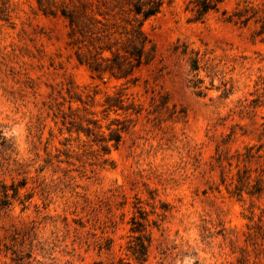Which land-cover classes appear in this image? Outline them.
<instances>
[{
	"label": "rangeland",
	"instance_id": "374dc122",
	"mask_svg": "<svg viewBox=\"0 0 264 264\" xmlns=\"http://www.w3.org/2000/svg\"><path fill=\"white\" fill-rule=\"evenodd\" d=\"M139 1L0 0V264H264V0Z\"/></svg>",
	"mask_w": 264,
	"mask_h": 264
},
{
	"label": "trees",
	"instance_id": "16d2710c",
	"mask_svg": "<svg viewBox=\"0 0 264 264\" xmlns=\"http://www.w3.org/2000/svg\"><path fill=\"white\" fill-rule=\"evenodd\" d=\"M163 4L162 0H144L139 1L134 5L133 8L130 10L135 14V16H142L143 19L139 22V24L134 28V38L131 43V49L127 52H129V56L134 61V66H140L144 61V53H145V42L146 39L144 37V32L142 29V25L144 20L149 18L150 16L158 13L161 9V6ZM64 15L69 19L71 26L77 27L80 26L79 23V15L75 13V11L70 12H64ZM99 65H91V69L93 71H100ZM112 74H114L113 69ZM125 76V75H123ZM120 139H117L119 141ZM6 203V202H5ZM134 227H132L133 232H139L142 233V222L133 219ZM150 240L148 237L140 234L137 235L135 238V243L130 246V251L134 257V259L140 263L144 264L148 257V243Z\"/></svg>",
	"mask_w": 264,
	"mask_h": 264
}]
</instances>
